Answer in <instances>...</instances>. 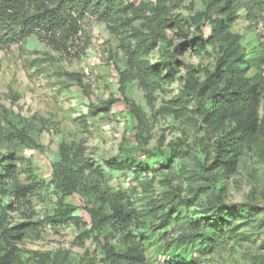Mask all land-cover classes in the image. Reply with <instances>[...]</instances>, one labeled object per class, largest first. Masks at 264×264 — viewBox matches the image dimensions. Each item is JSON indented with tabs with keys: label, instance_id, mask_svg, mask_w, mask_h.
Returning a JSON list of instances; mask_svg holds the SVG:
<instances>
[{
	"label": "rangeland",
	"instance_id": "1",
	"mask_svg": "<svg viewBox=\"0 0 264 264\" xmlns=\"http://www.w3.org/2000/svg\"><path fill=\"white\" fill-rule=\"evenodd\" d=\"M255 1L251 11L171 1L169 47L157 41L155 0H120L106 20L81 22L69 53L38 36L0 51V264H107L105 252L127 256L121 264H264V0ZM211 3L220 34L206 20ZM167 48L184 62L175 71L162 66ZM232 50L235 73L224 63ZM189 68L209 85L210 112L215 94L234 93L237 109L206 119L186 91ZM223 134L235 142L229 153L217 147ZM138 147L174 156L127 161ZM55 164L78 173L77 193ZM218 205L232 223L207 244L199 236Z\"/></svg>",
	"mask_w": 264,
	"mask_h": 264
},
{
	"label": "trees",
	"instance_id": "2",
	"mask_svg": "<svg viewBox=\"0 0 264 264\" xmlns=\"http://www.w3.org/2000/svg\"><path fill=\"white\" fill-rule=\"evenodd\" d=\"M120 0H0V51L9 49L11 46L19 45L29 39L32 36H38L44 43L59 52L69 53L70 47L74 43L75 37L78 35L81 29V22L87 17H96L100 20H106L110 13L117 7ZM171 1L173 0H155L154 15L160 30L158 42H161L169 47V40L165 35V31L176 25V20L169 18ZM216 0H213L215 2ZM221 1V0H219ZM225 8H240L246 11H251L252 7L257 3L255 0H224ZM218 9L215 3H211L207 7L206 20L211 26L215 34H220L223 30V23L219 19L213 17L215 13H218ZM193 40H188L189 45H193ZM236 50L226 52L224 55L227 64V69L235 73L232 68V59L236 55ZM180 62L174 52H170L166 49L163 57L162 66L167 70H177ZM188 84L186 91L197 100L199 109L207 119L211 112L219 111L221 107H227L230 110L237 109L233 94H215L211 95L209 100L212 104L211 112L207 104H203V98L206 89L209 85L199 87L198 81L194 77V71L189 68L188 71ZM216 77V76H215ZM124 79L122 82H126ZM211 85H216V82L212 81ZM250 94V92H249ZM248 95L247 101L250 102V95ZM230 145V146H229ZM235 142L232 140V144H228V135L223 134L217 140L218 150L222 153H229L231 146L233 147ZM147 156L148 160L154 161V163L168 164L173 153L158 152L155 150H144L138 147L136 153L128 156L127 161L134 162L136 159H140ZM8 161V160H7ZM6 165V162H5ZM10 170V165L5 166ZM54 171L58 177L61 185L65 188L68 194L77 193L79 185L77 184L78 173L72 168L62 169L61 165H54ZM203 171V169L201 170ZM11 172V170L9 171ZM203 173V172H202ZM221 189V188H220ZM217 191L215 188L214 192ZM234 212L252 216L255 215L256 210L253 207L247 205H236ZM92 220V230L96 233L97 238L101 235V219L99 215L93 211L90 212ZM207 222L204 224L203 232L201 233V239L207 244H215L216 238L221 237L225 227L231 225L232 220L226 216L221 205L213 208L211 212H207ZM169 221V219H168ZM202 221V220H201ZM204 221V220H203ZM8 227V216H0V228L2 231V237L7 238L6 230ZM107 258V264H121L119 259H127V256H115L109 252H105Z\"/></svg>",
	"mask_w": 264,
	"mask_h": 264
}]
</instances>
